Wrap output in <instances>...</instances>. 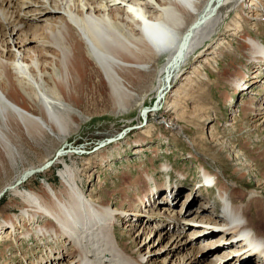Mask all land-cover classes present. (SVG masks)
Returning a JSON list of instances; mask_svg holds the SVG:
<instances>
[{
    "label": "bare ground",
    "instance_id": "1",
    "mask_svg": "<svg viewBox=\"0 0 264 264\" xmlns=\"http://www.w3.org/2000/svg\"><path fill=\"white\" fill-rule=\"evenodd\" d=\"M261 4V0H0V163L3 164L6 157L2 158L3 152L12 158L17 153L15 136L28 135L42 140L49 136L48 133H54L57 140H63L72 133L78 123L73 117L75 112L71 102L81 100V85L89 77L93 78L98 96L115 112L128 110L138 94L135 89L142 85L148 87L155 77H158L157 85L153 87L158 94L156 98L166 94L169 87L167 92L172 93L171 84L182 75L181 69L191 56L206 42L208 45L214 43V47L218 44L215 43L218 32L231 11L247 9V14L250 12L251 17H255L258 14L253 9ZM237 14L239 12L234 15L237 17ZM29 19L40 20L41 24L28 25ZM224 28L241 31L234 17H230ZM4 30L7 40L1 39ZM239 38L245 42L248 60L257 69L262 67L264 44L261 40L250 34ZM159 54H164L165 58L155 75L152 68ZM87 60H91L93 66L87 65ZM237 77L232 79L233 84L243 90L244 75ZM8 93L10 96L24 94L32 104L30 109L18 105ZM249 104L251 101L243 103L244 110L249 109ZM62 156L54 155L42 166L27 169L16 181L0 190L2 194L10 189L20 204L19 213L6 214L2 218L0 230L7 226L6 235L17 231V226L22 227L23 217L28 222L38 218L44 220L41 224L32 223L35 233L62 247L50 250L46 257L49 264L53 261L54 264H147L149 260L145 254L158 253L155 249L158 243L147 240L146 248L151 250L145 254L128 252L117 238V223L121 217H128V222L134 219L137 223L139 219L144 222L151 218L173 230L190 223V234L180 239L176 235L165 251L170 255L188 249L187 256L175 264L181 261L184 264H211L210 260L209 263L202 260L205 257L197 259L203 245L197 248L190 244L201 238L210 240L208 249L213 245L227 247V254L222 256L225 260L220 264H264V204L258 194L244 202L227 201L225 194L229 193L235 199L240 192L235 188L229 192L227 186L220 187L223 204L234 211L230 215V224L234 227L229 230L221 226L223 215L207 209L212 207L208 202L190 208L193 211L189 217L187 212H172L170 204L164 205V215L156 212L145 216L134 206L156 193L154 189L158 185L151 186L154 177L144 170L141 177L147 186L146 193L137 201L134 198L129 210L118 211V208H111L85 194L75 163L70 165ZM55 163L63 165L59 168V187L47 181L42 184V192H37L21 185L31 173ZM167 169L166 164L160 166L162 172ZM202 170L206 178L221 184L217 173L211 174L206 168ZM138 181L141 179L134 181V193ZM170 188L168 198L173 202L177 192ZM161 201L170 203L169 200ZM49 217L54 222H49ZM241 218L243 221H239ZM17 220L20 224L15 223ZM27 233L29 231H26L28 237ZM168 234H159L157 242ZM246 241L252 247L247 246ZM73 245L78 248L75 256L64 263L66 258L62 257H69ZM255 250L259 251L255 254Z\"/></svg>",
    "mask_w": 264,
    "mask_h": 264
},
{
    "label": "rangeland",
    "instance_id": "2",
    "mask_svg": "<svg viewBox=\"0 0 264 264\" xmlns=\"http://www.w3.org/2000/svg\"><path fill=\"white\" fill-rule=\"evenodd\" d=\"M261 2V5L253 9L258 14L256 19V16L251 17L252 13L247 14V9L244 12L238 9L231 11L222 23V30L218 32V40L215 41L218 44L215 47L214 43L208 45L206 42L202 45L182 67V75L171 84L172 93L167 92L169 87L158 100V94L153 90L158 79L155 77L148 87L142 85L145 88L139 86L135 89L138 94L129 106L130 109L128 107V110L115 112L109 108L108 102L98 96L93 78H87L80 88L81 100L71 102L75 112L73 117L78 123L72 133L63 140H57L54 133H48L49 136L42 140L37 138L39 141L28 135L22 138L15 136L17 153L13 158L2 151V158L6 157L3 164L0 163V190L16 181L27 169L42 166L53 159L54 155H64L70 165L75 163L85 194L98 202L109 204L111 208H118V211L129 210L133 207L131 201L134 198L137 201L139 196L146 193L147 186L141 177L144 170L154 177L151 186L158 185L154 189L156 193L134 206L137 212L145 216L156 212L164 215V205L168 204L172 212H187V216L193 211L190 208L201 202H208L213 209H207L215 210L219 204L216 190L219 196L220 187L224 186H227L229 192L234 188L240 192V196L235 199L229 193L225 194L227 201L232 199L244 202L259 195L264 204V62L257 69L248 60L245 42L239 38L250 34L264 44V0ZM236 12H239L237 17L234 15ZM230 17L235 18L241 31L231 28L227 31L224 28L230 22ZM26 23L32 26L41 24L37 19H29ZM5 32L1 33V39L7 40ZM209 51L215 52L210 54ZM164 58V54H159L155 61L152 68L155 75L161 69ZM86 64L93 66L91 60H87ZM240 74L244 75L243 81H246L243 90L235 88L232 80ZM7 95L10 96L9 93ZM10 97L24 108L30 109L32 105L24 94ZM245 101H251L247 105L248 110L242 106ZM57 152L60 154L56 155ZM163 164L168 165L165 172L160 170ZM59 168H63V165L55 163L35 171L27 179H22L21 185L42 192V184L48 181L57 188ZM202 168L208 169L211 174L217 173L221 181V184L216 182L217 189L210 191L200 186L201 174L206 178ZM242 172L245 173L240 178ZM138 178L141 182H136L138 189L134 193L133 184ZM170 187L177 192L173 202L168 198V191L172 189ZM160 200H169L170 203ZM19 206L18 198L10 189L0 194V221L6 214L19 213ZM218 213L216 216H219ZM24 218L21 220L22 227L17 226V231L6 235L9 230L7 226L0 230L5 232L0 233V264H49L46 257L50 250L62 249L61 245L35 233L32 223L37 221V224H41L44 220L38 218L28 222ZM242 218L239 221H243ZM127 219H119L116 232L118 241L127 247L128 252L133 255L137 252L145 254L151 250L146 248L147 240L158 243L155 247L158 253L145 254L149 260L147 264H175L187 256L188 249H180L170 255L165 251L176 235L180 239L190 234V223L182 229L173 230L163 227L159 222L155 223L151 218L144 222L139 219L138 223L134 219L128 222ZM48 221L54 222L51 217ZM26 231H29L28 237ZM165 232L169 234L157 242L158 235H164ZM210 243V240L202 238L190 241L194 247H204L197 253V259L205 257L202 260L206 263H222L227 247L213 245V248L208 249ZM73 246L70 258L62 257L66 258L64 263L75 256L78 248ZM256 251L259 250H255V254ZM179 264L184 263L181 261Z\"/></svg>",
    "mask_w": 264,
    "mask_h": 264
},
{
    "label": "water",
    "instance_id": "3",
    "mask_svg": "<svg viewBox=\"0 0 264 264\" xmlns=\"http://www.w3.org/2000/svg\"><path fill=\"white\" fill-rule=\"evenodd\" d=\"M157 99H158V97H157ZM58 153H60V152H58ZM46 164L48 165V164H50V163H46Z\"/></svg>",
    "mask_w": 264,
    "mask_h": 264
}]
</instances>
